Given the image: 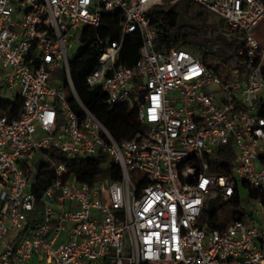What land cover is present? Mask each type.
<instances>
[{"label":"built area","instance_id":"obj_1","mask_svg":"<svg viewBox=\"0 0 264 264\" xmlns=\"http://www.w3.org/2000/svg\"><path fill=\"white\" fill-rule=\"evenodd\" d=\"M179 1L0 0V84L21 101L16 117L0 105V264H264V48L253 38L264 0H184L244 35L226 82L188 49H156L149 14ZM112 11L124 35L140 33L139 60L117 64L111 43L86 82L108 112L136 113L143 130L121 143L78 98L68 56L77 31ZM58 67L68 96L50 84ZM229 145L227 171L212 172ZM97 155L120 179L66 176L71 159ZM235 198L224 228L200 226L210 204Z\"/></svg>","mask_w":264,"mask_h":264},{"label":"trees","instance_id":"obj_2","mask_svg":"<svg viewBox=\"0 0 264 264\" xmlns=\"http://www.w3.org/2000/svg\"><path fill=\"white\" fill-rule=\"evenodd\" d=\"M208 15L209 12L201 6L184 0L154 9L149 14V19L157 34L155 47L161 52L173 47L188 49L208 70L226 82L230 70L238 65L235 58L238 51L245 46L244 35L235 33L232 39L218 40L214 50H211L206 43L201 42ZM122 23L123 17L119 11L104 12L97 28L85 26L78 30L75 39L80 43L79 52L76 57L69 60L70 76L78 98L117 143L131 140L143 130V126L136 113L129 110L126 105H119L108 112L104 103L105 96L100 88L88 86L86 78L96 66L103 49L111 43H117L119 46L117 64L132 68L139 60L140 33L135 31L124 35ZM0 105L11 116L16 117L20 111L21 101L15 98L11 102L7 101ZM47 154L68 162L55 150L47 151ZM232 159L233 150L230 145L219 148L209 162L210 170L224 173ZM104 161L105 158L99 155L71 159L67 165L66 176H73L77 182L90 186L102 178L109 181L120 179L118 166L113 164L110 169L103 167ZM35 192L38 193L36 190ZM237 204L238 200L235 198L228 206L233 207ZM225 207L210 204L199 220L200 226L224 228L229 221V216L221 214L219 210ZM238 216H241V212L233 215V217Z\"/></svg>","mask_w":264,"mask_h":264},{"label":"rangeland","instance_id":"obj_3","mask_svg":"<svg viewBox=\"0 0 264 264\" xmlns=\"http://www.w3.org/2000/svg\"><path fill=\"white\" fill-rule=\"evenodd\" d=\"M232 38L233 34H230L228 32L227 24L223 20L217 18L215 15L209 13L208 21L206 22L203 29L201 42L206 43L211 50H214V46L218 40L222 41L229 40ZM253 38L262 48H264V20H262L261 23L254 30ZM79 47L80 43L75 40L72 48L68 51V56L70 60L77 56L79 52ZM65 80L66 76L63 68L58 67L52 72L50 84L57 91H63L64 94L68 96V91L65 88ZM1 99L13 101V97L10 91H6L5 88L1 87L0 84V100ZM33 172L34 173L31 175V178H34L36 175V171ZM102 180L105 182V184H109V181L107 179L102 178ZM241 204L247 210L250 209V205L248 204L245 197L242 198ZM219 212L221 214H226L230 216L234 212V207L226 206L225 208L220 209Z\"/></svg>","mask_w":264,"mask_h":264}]
</instances>
